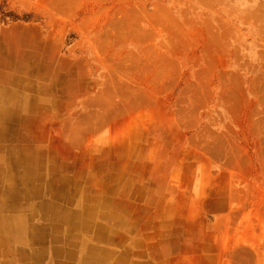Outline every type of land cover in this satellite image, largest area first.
<instances>
[{"label":"rangeland","instance_id":"1","mask_svg":"<svg viewBox=\"0 0 264 264\" xmlns=\"http://www.w3.org/2000/svg\"><path fill=\"white\" fill-rule=\"evenodd\" d=\"M0 91V264H264V0H0Z\"/></svg>","mask_w":264,"mask_h":264},{"label":"crops","instance_id":"2","mask_svg":"<svg viewBox=\"0 0 264 264\" xmlns=\"http://www.w3.org/2000/svg\"><path fill=\"white\" fill-rule=\"evenodd\" d=\"M4 212V211H3ZM2 213V212H1ZM68 214H74L73 212L68 213ZM3 216V214H2ZM20 217V216H19ZM72 221L74 219V215L71 216ZM91 218V217H90ZM84 219L87 221L86 217H84ZM71 224H73V222L71 223H66V229L68 233H71V237H76V241H77V247L78 248V253L76 254V261L77 264H122L121 262V254L119 253V256L116 255V250L113 247L107 248L104 246V244L99 245L101 238L105 239L106 238V234L108 229H106L104 226H102L101 224L97 223L93 220H88L86 226L83 229H88V227L93 226L94 224V228H92L93 234L90 236V240H88L86 238V241H89V247L93 246V249H100L104 252V255L106 256L105 260L102 262L96 261V262H88L85 261V251L83 252V249L80 246V239L84 238L85 236L81 234V230L78 229H71ZM102 229L103 231L100 232L99 229ZM82 229V230H83ZM96 241V242H95ZM53 244V248H50L49 252L50 254L54 255L58 253V249L55 247V241L52 242ZM54 250V251H53ZM63 250V249H60ZM72 256L73 255V248L71 249H66V253H68ZM42 254L45 253L44 250L41 251ZM84 255V256H83Z\"/></svg>","mask_w":264,"mask_h":264},{"label":"bare ground","instance_id":"3","mask_svg":"<svg viewBox=\"0 0 264 264\" xmlns=\"http://www.w3.org/2000/svg\"><path fill=\"white\" fill-rule=\"evenodd\" d=\"M10 80H8V81H10V84L9 85H12L13 83H16V81L18 82V80L17 79H12V78H9ZM9 83V82H8ZM11 87V86H10ZM1 92V91H0ZM15 93H16V91L15 90H12V89H6L5 90V92H4V95L6 96H8L11 100L14 98V95H15ZM21 95V94H20ZM25 96V95H24ZM3 101H6V102H11L10 100H7V99H3ZM12 102H15V100H13ZM3 110V109H2ZM6 110L4 109L3 111H2V113H1V115H0V119H3V118H9L10 116H12L11 115V112L10 111H6ZM9 120V119H8ZM10 121V120H9ZM0 125L3 127V128H7L8 127V124H7V122L6 121H0ZM2 128V129H3ZM1 130V129H0ZM5 130V129H4ZM4 130H2V131H4ZM3 133V132H2ZM2 135V134H1ZM3 137V136H2ZM23 156V158H22V161H23V163H25V164H27V162H31V161H29V159H28V157H27V155H22ZM26 156V157H25ZM31 160V159H30ZM9 171V170H8ZM4 175V174H3ZM8 176H9V174H7ZM27 176V175H26ZM7 177V176H6ZM9 177H7V179H8ZM26 179V178H25ZM9 180H11V178L9 179ZM3 181V180H2ZM10 182V181H9ZM25 193V192H24ZM9 196V195H8ZM18 196V195H17ZM25 196V195H24ZM48 206H51V205H48ZM53 205H52V209H53ZM47 206H46V204L45 205H42V207H41V212H43V215L42 216H44L45 214V212L47 211ZM53 213V212H52ZM30 221V220H29ZM54 221V220H53ZM65 221L67 222V220L65 219ZM22 222V218H20V217H17V216H14V217H12V218H8V217H1L0 218V225H1V227L2 228H6V229H8L7 230V232H9V234L8 235H10L11 234V230H12V228H11V226L13 225V223H15V225L17 224V228L18 229H16V231H20L22 234H23V228L19 225L20 223ZM15 225H13V226H15ZM35 232V231H34ZM94 247H89V244L88 243H86V252H85V261H88V262H96V261H99V262H102L103 263V261H104V258L102 257V255H99V252L97 251V249H93ZM84 256V255H83Z\"/></svg>","mask_w":264,"mask_h":264}]
</instances>
